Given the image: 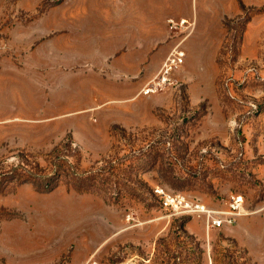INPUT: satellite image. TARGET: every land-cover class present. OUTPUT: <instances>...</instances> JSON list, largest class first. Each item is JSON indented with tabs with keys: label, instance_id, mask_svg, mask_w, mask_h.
<instances>
[{
	"label": "rangeland",
	"instance_id": "obj_1",
	"mask_svg": "<svg viewBox=\"0 0 264 264\" xmlns=\"http://www.w3.org/2000/svg\"><path fill=\"white\" fill-rule=\"evenodd\" d=\"M40 1L0 3V172L9 171L0 173V264H264V15L240 44L237 29L213 28L224 38L218 55H188L204 33L188 0L145 7L140 28L124 0H65L41 16ZM177 52L184 61L170 84L143 95ZM120 92L140 99L143 123ZM152 98L162 109L148 123ZM112 121L134 126L113 138ZM63 140L78 148L81 172L105 169L92 193L67 178L50 193L11 179L20 153L44 170ZM155 187L219 211L240 195L243 211L233 226L208 228L165 209Z\"/></svg>",
	"mask_w": 264,
	"mask_h": 264
},
{
	"label": "trees",
	"instance_id": "obj_2",
	"mask_svg": "<svg viewBox=\"0 0 264 264\" xmlns=\"http://www.w3.org/2000/svg\"><path fill=\"white\" fill-rule=\"evenodd\" d=\"M43 4L42 9L46 10L56 5L58 1H51ZM240 14L233 19H224L223 26L227 32L235 31L237 29V35H234L231 40L232 44L238 45L242 40V33L251 21L252 18L264 13V7L250 8L244 6L239 2ZM234 25L231 26V25ZM160 109H156V111ZM116 131H120L122 134H126V129L119 125H112L109 129L111 137H116ZM70 138V137H69ZM63 148V152L60 149ZM29 158L31 160H29ZM20 163L12 169V180H20L23 182H29L36 187L40 192L50 193L58 188L61 179H69L68 185L77 193H92L95 183L99 177H102L101 172H105V169L96 170L91 168L88 172H81L80 162L81 155L76 146L71 140L61 142L52 148V150L46 154V167L44 170L38 168V163L34 161V157L28 153H20ZM3 162L0 163V166ZM38 171V173H36ZM1 175L9 173V171H1ZM44 181V182H43ZM122 191L120 188H116V193ZM187 221H182L179 225L181 227Z\"/></svg>",
	"mask_w": 264,
	"mask_h": 264
},
{
	"label": "crops",
	"instance_id": "obj_3",
	"mask_svg": "<svg viewBox=\"0 0 264 264\" xmlns=\"http://www.w3.org/2000/svg\"><path fill=\"white\" fill-rule=\"evenodd\" d=\"M4 0H0V3ZM44 1L48 0H41L36 5V11L40 12V16L44 15L47 11L57 8L63 4L65 0H51V1H58V3L51 8H48L45 10L42 9V6L44 4ZM216 1V2H215ZM125 2V11L127 13V18L131 24V26H134L136 28H140L143 26L145 21V11L147 7L148 11H154L155 6L158 3V0H124ZM189 6H191V9L195 10V18H194V25L196 26L198 21H202V27L204 28L203 35L200 36L199 40L192 39L188 44V55H218L220 48L223 44L224 38H220L219 34H215L213 31L214 29H217L219 33L225 32L223 21L224 19L228 18H235L240 14L239 11V2H241L244 6L250 7V8H261L264 7V0H227L225 4V0H188ZM215 2V7L210 8V4ZM198 13H200V17L198 16ZM153 14V13H152ZM261 15H264L262 13ZM258 15V16H261ZM256 16V17H258ZM153 21L155 22V19H157V16L154 14L152 15ZM203 18V19H202ZM210 18L214 19V23L211 25ZM151 38V37H150ZM201 45V47H200ZM153 55V54H152ZM160 55H154V60L157 62ZM154 68V67H153ZM141 81L136 82V86L134 87L135 91L139 88V85L141 84ZM131 93L128 94V92H120L119 97H125L133 101L131 104V107L134 106L135 110H133L132 116H134V124L135 122L138 124H141L144 122V118L142 117L141 113H139L138 108L140 107V99H137V96H134L135 94ZM129 96V97H128ZM113 97V96H112ZM158 98H152L149 100V108H148V115H146V112H144V116L146 118V122L152 123L154 118V111L156 109H162V104L158 103ZM153 105H155L153 107ZM130 107V108H131ZM153 107V108H152ZM134 124H127L124 122H118V121H112L108 125L109 129L112 125H119L123 128L126 126H134ZM108 129V131H109Z\"/></svg>",
	"mask_w": 264,
	"mask_h": 264
},
{
	"label": "built area",
	"instance_id": "obj_4",
	"mask_svg": "<svg viewBox=\"0 0 264 264\" xmlns=\"http://www.w3.org/2000/svg\"><path fill=\"white\" fill-rule=\"evenodd\" d=\"M173 27L185 24V21L174 22L171 21ZM183 53L177 52L167 58L159 77L153 80L142 91L145 96L157 94L165 86L170 84L171 75L174 69L183 64ZM155 195L161 201L163 207L171 212L173 215H183L186 217H202L208 228L220 229L225 226H233L236 219L241 216L244 206V198L240 195L231 196L226 210L209 209L207 206L201 204L196 200H190L182 194H174L166 191L161 187H155ZM86 264H96L95 262H88Z\"/></svg>",
	"mask_w": 264,
	"mask_h": 264
}]
</instances>
